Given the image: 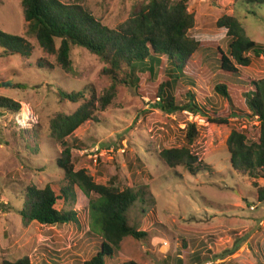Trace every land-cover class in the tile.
<instances>
[{"label": "rangeland", "instance_id": "1", "mask_svg": "<svg viewBox=\"0 0 264 264\" xmlns=\"http://www.w3.org/2000/svg\"><path fill=\"white\" fill-rule=\"evenodd\" d=\"M61 1L115 28L130 18L134 6L150 0ZM189 11L196 19L189 35L200 46L186 71L173 77L178 83L172 92L182 103L190 99L188 92L195 93L206 116L163 108L157 97L162 71L142 76L138 88L119 85L112 103L95 112L99 122L85 123L67 139L77 170H88L98 183L113 179L121 189L148 193L149 201L137 202L129 220L149 236L125 238L107 264H179L180 257L184 264H264V201L259 202L253 180L232 169L227 146L235 128L248 132L251 141L258 138L241 94L253 80L264 79V57L253 56L250 66L223 74L218 49L228 51L229 37L217 24L223 15L236 16L247 35L264 44V4L189 0ZM0 29L24 36L34 48L30 57L5 55L0 48V96L21 106L19 112L0 111V264L23 257L32 264H81L98 252L101 239L90 231L89 199L79 188L76 202L61 199L56 205L76 211L79 224L26 225L18 211L27 186L50 185L60 194L67 184L58 166L64 146L51 135L50 120L58 112H75L81 102L58 93L88 86L101 97L111 84L103 73L106 63L86 48L73 47L74 70H64L56 55L27 33L22 0H0ZM222 83L230 87L233 104L216 91ZM214 113L228 116L229 124L209 123L207 116ZM190 122L199 129L191 147L198 156L195 172L183 165L170 168L160 157L165 148L187 144ZM256 182L264 186V178Z\"/></svg>", "mask_w": 264, "mask_h": 264}, {"label": "trees", "instance_id": "2", "mask_svg": "<svg viewBox=\"0 0 264 264\" xmlns=\"http://www.w3.org/2000/svg\"><path fill=\"white\" fill-rule=\"evenodd\" d=\"M257 1L264 4V0ZM22 3L27 33L34 35L46 51L55 54L64 70H74L72 48H86L106 63L103 73L111 79V84L101 97L88 86L78 91H59L61 99L81 102L75 112H58L50 120L51 135L64 146L63 157L58 160V166L64 171L67 184L62 187L60 194L50 185L43 188L27 186L18 212L26 225L32 222L51 226L79 224L76 211L56 207L61 199L67 203L76 202L75 188H79L89 199L90 231L101 239L98 252L81 264H107L125 238L133 237L141 241L149 236L147 231L138 229L129 220L130 212L137 202L149 201L146 198L148 193L143 188L137 191L129 187L121 189L113 179L107 184L98 183L88 170H77L72 147L67 139L85 123L99 122L95 112L112 103L119 85L138 88L142 76L153 78L162 71L165 76L158 86L157 97L163 108L169 112L186 110L195 115L206 116L202 105L195 99V93L188 92L190 99L182 103L172 92L178 83L173 77L186 71L200 46L199 41L189 35L196 23L195 15L189 11V0H150L134 6L126 22L111 28L79 5L65 4L61 0H22ZM217 24L227 30L229 37L228 51L218 49L223 74H236L239 67L250 66L253 56L264 57V44L247 35L238 17L223 15ZM0 48L5 55L21 57H30L34 49L24 36L9 34L1 29ZM251 84L241 95L250 117L258 125V138L251 141L248 132L235 128L228 137L227 146L232 169L253 180L258 200L263 202L264 186H259L256 180L264 178V79L253 80ZM215 89L229 104H233L231 89L226 83L218 84ZM20 109V104L13 99L0 96V111L19 112ZM214 115L215 117L207 116L209 123L229 124L228 116ZM198 136L197 125L188 123L187 144L163 149L160 152L161 159L170 168L177 169L183 165L195 172L194 165L198 162V156L191 147ZM151 200L154 201L153 195ZM182 246L190 249L186 243ZM178 263L184 264L181 257ZM3 264L32 262L29 257H23L5 260Z\"/></svg>", "mask_w": 264, "mask_h": 264}, {"label": "bare ground", "instance_id": "3", "mask_svg": "<svg viewBox=\"0 0 264 264\" xmlns=\"http://www.w3.org/2000/svg\"><path fill=\"white\" fill-rule=\"evenodd\" d=\"M27 112V111H26ZM25 113V112H24ZM26 116H27V114H26Z\"/></svg>", "mask_w": 264, "mask_h": 264}]
</instances>
